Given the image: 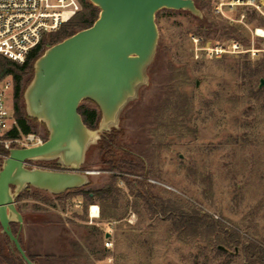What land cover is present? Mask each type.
<instances>
[{
	"label": "rangeland",
	"instance_id": "obj_1",
	"mask_svg": "<svg viewBox=\"0 0 264 264\" xmlns=\"http://www.w3.org/2000/svg\"><path fill=\"white\" fill-rule=\"evenodd\" d=\"M208 1V10L202 12L208 24L241 28L250 39L249 44L240 43L242 49L251 52L211 58L200 49L237 40L218 33L208 38L200 34L199 22L189 12L159 11V43L148 70L149 83L120 117L124 132L117 135L120 149L116 147L113 157L116 162L123 159L125 167L135 162L139 168L111 172L109 162L93 146L84 171L100 174L90 177L85 190L95 192L114 184L119 192L109 199L85 207L80 205L82 198L58 201L38 193L37 197L47 199L43 203L34 198L35 189L28 190L18 207L26 224H31L19 238L26 255L37 264H248L243 244H264V107L251 97L237 69L245 62L264 60V39L256 35L264 27L247 16L252 7L231 9L221 6V0ZM173 90L188 100L189 115L180 130L171 135L164 131L162 136L158 119L168 116L162 105L174 98L169 95ZM13 97V90L6 92L4 101L11 111ZM81 104L96 108L87 101ZM30 123L36 133L47 136L41 122ZM51 164L27 162L30 168L45 170H52ZM114 203V218L103 220L101 205ZM171 203L180 210L164 214L161 208ZM92 205L100 209L99 220L90 218ZM193 210L219 222L218 232L228 231L242 244L231 245L226 257L216 252L213 240L211 244L203 237L182 241L175 222L180 211L191 214ZM18 228L13 226L17 233ZM109 230L111 250L105 248ZM0 250V264H14L13 245L1 226Z\"/></svg>",
	"mask_w": 264,
	"mask_h": 264
},
{
	"label": "water",
	"instance_id": "obj_2",
	"mask_svg": "<svg viewBox=\"0 0 264 264\" xmlns=\"http://www.w3.org/2000/svg\"><path fill=\"white\" fill-rule=\"evenodd\" d=\"M88 1L100 10L98 19L45 50L24 92L27 116L45 126L48 139L39 147L12 149L1 162V233L26 264L33 262L11 228L24 224L17 198L31 189L60 196L89 186L95 174L83 170L89 150L112 130H120L125 108L149 83L148 70L159 43L157 13L186 11L203 18L193 0ZM85 101L101 113L96 130L89 129L78 112ZM27 162H53L60 170L30 168Z\"/></svg>",
	"mask_w": 264,
	"mask_h": 264
},
{
	"label": "trees",
	"instance_id": "obj_3",
	"mask_svg": "<svg viewBox=\"0 0 264 264\" xmlns=\"http://www.w3.org/2000/svg\"><path fill=\"white\" fill-rule=\"evenodd\" d=\"M79 1L81 3V11L75 16V18H73L67 24L63 25L58 31L46 35L40 45L37 48L31 50L23 64H18L13 60L0 56V81L11 79L13 86V116L16 121V127L10 133V136L12 138L35 133V128L30 123L32 119L27 116L24 103V92L33 77L35 62L44 54L45 50L48 47L62 42L63 40L73 36L79 31L90 28L98 19L100 10L97 7L93 6L87 0ZM193 1L195 2L197 8L202 12L208 10L210 5L208 3V0ZM191 16L199 22V33L204 34L207 38L210 37L213 33H218L222 37L237 40V42L239 43L244 42L246 44H249L250 42V39L245 36L243 32L244 30H242L241 28L229 25L217 26L213 23L208 24L207 18L199 19L192 14ZM247 16L250 18V21L256 20L262 27H264V19L261 18L254 9L247 13ZM237 69L240 73L242 82L248 86L250 92L249 94L251 95V97L257 100L261 104V106L264 107V87L260 88L261 80L264 78V60L256 64L245 62L242 64V66H237ZM28 76H30V79L26 80ZM169 95L174 96V98L170 97L171 100L162 105L163 107H165V109L167 108L166 112H168V116L166 118L158 119V127H161L163 130L162 136L165 135V132H168L171 135L175 133V130H180L182 123L189 115V104L185 96L179 94L178 92H175L174 90ZM87 102L95 106L94 103L90 101ZM78 112L81 115L84 124L89 129H97L101 120V113L97 107L94 109L81 104ZM123 132V129L112 130V132L102 138V140L99 142V145L96 147L102 153V159L104 160V162H109V168L107 169H109V171L111 172L117 170L135 172L139 168V166L135 162L126 163L125 167L122 165L123 159L119 160L118 162L113 160L115 149L116 147L119 148L116 143V140L118 138L117 135H122ZM45 139H48V133ZM159 148H161V144L159 145ZM5 155L8 156V152H6ZM2 161L3 160H0V168ZM83 170H85V167L83 168ZM114 178L113 181H115ZM125 180L128 181L127 179ZM117 192H119L118 188L115 187L114 184H109L108 186L100 188L95 192H87L85 188H83L69 191L60 196H55V198L58 201H62V199H64V201H67L73 198H82V202L80 203L82 204V206L84 205L86 207L90 204L95 203V200L97 199L106 201L107 199H109V197ZM35 193L36 194L34 195V198L41 199L37 197V195L42 194L43 192L35 190ZM28 195V190L23 192L17 198V204H19L23 199H26ZM41 201L43 203H47V199H41ZM17 208L21 213L18 205ZM113 209H116L115 203L112 206L101 205V218L103 220L114 218V212L112 211ZM171 210H180V208H177V206L173 205L172 203L168 208H161V211H163L164 214L170 212ZM218 223L219 222H215L211 217H200L199 213L195 210H193L191 214L180 211L175 222V227L180 233L179 237L182 241L187 242L188 238L196 240L203 237L209 244H211L213 240L217 245L215 247L216 252L221 256L227 257L229 256L230 246L235 245L238 247L242 244V242L239 239H236V237L230 235L228 231H225L224 233H221V231L218 232ZM14 225L15 224L11 225V228L14 235L17 236L18 233L13 230ZM236 235L240 238L239 233L236 232ZM6 239L8 243L12 244L7 236ZM19 242L21 243L20 238ZM220 247H222L223 249H221ZM243 252L248 264H264V244H259L255 241H249L248 244H243ZM13 253V256L15 257L14 264H26L14 245ZM27 256L33 262V264H37L34 257L28 254ZM1 260L2 258L0 250V262Z\"/></svg>",
	"mask_w": 264,
	"mask_h": 264
},
{
	"label": "built area",
	"instance_id": "obj_4",
	"mask_svg": "<svg viewBox=\"0 0 264 264\" xmlns=\"http://www.w3.org/2000/svg\"><path fill=\"white\" fill-rule=\"evenodd\" d=\"M221 1V6L228 5L231 9L240 6L252 7L264 17V3L257 0H228L226 3L224 0ZM80 11L79 0H0V56L23 64L31 50L37 48L46 35L58 31ZM260 31H263V34H260ZM256 35L264 39V29H257ZM193 41L196 44L199 42L197 39ZM200 50L211 58L251 52V50H243L237 41L227 46H216L211 49L202 47ZM12 87L11 79L0 81V160L6 159L8 157L5 155L6 152L9 154L12 149L35 148L46 142L45 137L36 132L15 138L10 136L11 131L16 127V121L13 110L7 107L4 100L6 92L12 90ZM92 207L93 205L89 208L90 218L99 220V207L97 206L96 218L92 217ZM106 233L110 236L106 235L105 248L111 250L112 232L109 230Z\"/></svg>",
	"mask_w": 264,
	"mask_h": 264
},
{
	"label": "crops",
	"instance_id": "obj_5",
	"mask_svg": "<svg viewBox=\"0 0 264 264\" xmlns=\"http://www.w3.org/2000/svg\"><path fill=\"white\" fill-rule=\"evenodd\" d=\"M23 215V214H22ZM23 218H24V224H23V226H20L19 224H17L18 226H19V228H18V234H17V236L18 237H20V234H26V230L28 229V228H30V224H31V221H29V223L28 224H26V220H25V216L23 215ZM13 225V224H12ZM22 247L24 248V245L22 244ZM25 250V249H24Z\"/></svg>",
	"mask_w": 264,
	"mask_h": 264
},
{
	"label": "bare ground",
	"instance_id": "obj_6",
	"mask_svg": "<svg viewBox=\"0 0 264 264\" xmlns=\"http://www.w3.org/2000/svg\"><path fill=\"white\" fill-rule=\"evenodd\" d=\"M260 34H263L262 31H260ZM91 214L93 218H96L98 216V208L97 206H93L91 210Z\"/></svg>",
	"mask_w": 264,
	"mask_h": 264
},
{
	"label": "flooded vegetation",
	"instance_id": "obj_7",
	"mask_svg": "<svg viewBox=\"0 0 264 264\" xmlns=\"http://www.w3.org/2000/svg\"><path fill=\"white\" fill-rule=\"evenodd\" d=\"M50 168H52V170H54V171H59L60 169L57 167V166H55L54 164H51L50 165ZM100 173L99 172H97V173H95L93 176H95V175H99ZM14 189V188H13ZM17 203V202H16ZM18 205V204H17ZM80 205H82L81 203H80Z\"/></svg>",
	"mask_w": 264,
	"mask_h": 264
}]
</instances>
